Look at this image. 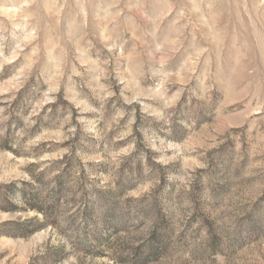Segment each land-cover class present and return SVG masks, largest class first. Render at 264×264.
<instances>
[{
  "label": "rangeland",
  "instance_id": "374dc122",
  "mask_svg": "<svg viewBox=\"0 0 264 264\" xmlns=\"http://www.w3.org/2000/svg\"><path fill=\"white\" fill-rule=\"evenodd\" d=\"M0 264H264V0H0Z\"/></svg>",
  "mask_w": 264,
  "mask_h": 264
}]
</instances>
